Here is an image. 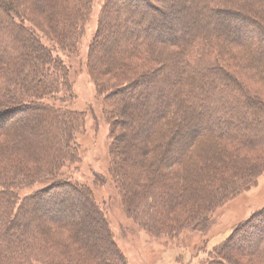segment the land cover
Returning <instances> with one entry per match:
<instances>
[{
	"label": "trees",
	"instance_id": "trees-1",
	"mask_svg": "<svg viewBox=\"0 0 264 264\" xmlns=\"http://www.w3.org/2000/svg\"><path fill=\"white\" fill-rule=\"evenodd\" d=\"M19 1L21 3L25 0H0V112H12L13 104L21 102L25 110L34 108L37 113L31 117L30 125L20 128L21 134L15 128L0 131V264H89L92 258L95 262L105 264L107 258L104 253L113 254L114 259L122 264V255L114 241L109 238L106 217L94 200L92 191L79 182L75 184L66 179L67 165L78 157L77 135L84 125L83 116L68 110V106L57 104L58 101H67L64 100L67 97H60V94L69 93L67 68L54 56L51 49L42 44L34 30L25 26L21 12L17 10ZM186 1L192 3L191 7L203 25L199 21L198 26L186 25L181 35L170 37L164 34V29H159V25L167 19V12L156 6L152 7L151 0H106L105 9L101 13L100 28L92 45L99 39L103 47L109 46L107 50H103L100 58L95 56L96 61L92 62V66L101 71V75H113L120 63L128 64L124 62L127 57H141L150 64H156L160 55L163 57L162 63L168 66L166 70L171 74L169 80L166 77L165 82L156 80L151 85L158 78L161 68L153 70L148 66L129 79L126 83L129 85L128 89H123L124 92H130L134 89L132 87L141 82L149 91L153 90L156 98L151 114L142 118V124L135 131V135L152 138L159 125L167 122L179 128L180 125L183 127L181 130L167 127L166 142L160 136L157 140L148 142L147 147L144 146L141 151L139 149L136 159L124 161V166L117 160L116 168L122 175L119 184L131 193V197L124 193L131 204L137 200L136 194L140 189L163 190L156 198V206L159 205L163 212L162 218L189 206L191 199L187 192L199 185L198 188L202 190L200 203L203 202V205L195 208L198 216L196 220H199L195 223V229H202L210 222L212 206L221 205L228 198L240 193L264 171V162H256L250 156L252 152L264 151V99L246 84L243 76L224 63V57L220 56L222 51L232 46L247 52L244 58L247 59L246 66L253 69L257 77L255 80L264 83V27H258L259 20L236 9L239 7L252 13L251 10L255 8V15L264 17V0ZM93 2L94 0H28L22 8L33 10L44 17L57 43L74 47L76 37L81 35L88 20ZM179 2L183 3L185 0ZM138 5H146L147 9L155 10L160 16L156 17L145 10L150 19L146 23L136 24L134 20L141 12L136 7ZM166 5L170 9L174 7L172 0L166 1ZM222 14L256 26V35L260 40L256 38L243 41L242 36L247 35V29L244 27L230 30L220 18ZM157 21L159 22L156 23ZM135 26L145 27L146 33L135 31ZM120 29L123 30V36H120ZM100 36H106L110 41L114 38L113 43L107 44L110 41H102ZM159 47L174 50L168 53L156 51L155 48ZM117 50L120 52L116 59ZM130 99L135 100L134 104L137 108H142L144 115L147 113L145 101L149 100V96L146 92ZM126 101L123 98L115 104L120 113L125 115L124 112L131 109ZM28 135L31 139H28ZM208 139L214 140L215 145H202ZM199 140L201 147L205 146L207 149L209 159L200 157L203 164L195 165L191 164L196 158L192 149ZM115 146L114 151L118 157L120 149ZM184 160H188L184 163L187 169H184L185 178H182L185 186H180L178 181H181L179 176H182V172L171 173V170ZM144 163L148 165L147 169L142 168ZM125 167L131 171L124 175L122 171ZM190 168H199V171L194 170L195 178L187 175ZM133 171L139 172V179L145 177L149 180L147 186L150 183L151 185L145 188L129 180L127 182L125 176L131 177ZM198 173L201 176L196 180ZM167 176L174 179L165 182L161 180ZM39 181L47 183L46 188L20 199L15 190L29 188ZM80 192L88 194V203L80 208L85 212V217H94L92 218L96 220L99 229L96 226L94 229L91 227L95 230L93 233L89 230V226H92L90 223L87 224L88 227L84 226L86 229L83 228L81 233L85 232V238H89L87 241L83 240L80 232L76 233L84 248L57 245V235L52 232V228H68L71 225L62 218L66 209L61 206L58 208L57 197L60 194L66 196ZM77 195L78 201L80 195ZM28 206L35 207L31 210ZM45 209L51 210L58 217L54 219L50 215V219L41 220L38 212L49 213ZM25 214L31 215L30 221L22 220ZM251 220L244 222L225 242L216 247L205 264H232L229 262L233 257L231 246L239 235L248 234L254 242L263 239L264 210L254 215ZM182 228L184 226L170 228L169 233ZM99 238L105 240L100 253L94 248V240ZM88 242H91V246L87 245ZM62 248H70L75 253L67 260L66 257L69 258L70 254L68 251L62 253ZM248 252L264 263L263 243L258 249Z\"/></svg>",
	"mask_w": 264,
	"mask_h": 264
},
{
	"label": "rangeland",
	"instance_id": "rangeland-1",
	"mask_svg": "<svg viewBox=\"0 0 264 264\" xmlns=\"http://www.w3.org/2000/svg\"><path fill=\"white\" fill-rule=\"evenodd\" d=\"M27 1L28 0H25L21 3L19 1V8H17L23 17L22 21L25 26L34 30L42 44L51 49L54 52V56L58 57L67 68L69 93L60 94V97H67H64V100L67 101L65 103L58 101L57 104L59 106H68V110L76 111L83 116L84 125L79 129L80 133L77 135L78 157L74 162H70L67 165L65 171L67 172L68 177H66V179H69L75 184L79 182L82 185L89 187L92 191L94 200L106 217L108 229L110 231L109 238L111 241H114L122 255L124 260V262L122 261V264H205L209 256L212 257L210 254L213 250L225 242L235 229L239 228L244 222L247 223L254 215H257L264 210V171L240 193L228 198L226 202L221 205L215 204V206H212L213 209L210 222L202 229H195V223L199 222V220H196L198 219V216L195 208H199L200 205H203V202L200 203L202 200V190L199 189V185L194 186L192 190H188L187 192V195L190 196L189 199H191V201L188 202L190 204L189 206H184L175 210L173 213L169 214V216H166V214L164 215V218H162V209L159 205L156 206L157 194L163 190L140 189L137 194L135 192L137 200L132 204L128 203L127 198L124 196V193L126 195L128 192L119 184L122 175L119 174L116 168V162L119 161V164H122L126 160H135L139 149L141 148V151L147 147L146 145L148 142L157 140V137L159 136L161 139L163 138L164 142H166V138L168 137L167 127H173V130H181L183 125H180L179 128L171 122H167L163 125L161 124L159 125L158 130H156L155 135H152V138H142V136L135 135V131L142 124V118L151 114V111L155 106L156 98L153 90L149 91L148 88L141 84V82L138 83L136 87H132L134 89L130 92L128 90L124 92L123 89H128L129 85H126V83H128L129 79L135 77L142 72L144 68H148V66L153 70L155 68H161L158 78L154 79L151 85H153L156 80H163V82H165L166 77L169 80L171 74H168V71L166 70V67L168 66H165L162 63L163 57L161 55L157 57L158 62L156 64H150V62L147 63V61L141 57H127L124 62L128 64L120 63V66L116 68L113 75H101V71L94 69L92 62L94 63L96 61V57L100 58L103 50H107L109 45L103 47V44H101L102 42H99V39L97 40L98 43L96 42L94 46L92 43L93 38L100 28L101 13L105 9L106 0H94L89 9L90 13L88 15V20L84 25L81 35L76 37L74 47H70L69 45L62 46L57 43L55 36L50 33L44 17L42 18L40 15H37L33 10L29 11L26 8H22L23 4ZM151 1L152 7L156 6L167 12V19L163 24L159 25V29H164V34H168L170 37L176 36V34L181 35L182 30L186 25L190 27L192 25L198 26V21L203 25L202 20L197 17L191 7L192 3H189V1L185 0V2L180 3L179 0H172L174 7L171 9L166 5V1L168 0ZM170 1L171 0H169V2ZM136 7L138 11H141L140 16H137L134 20L136 24L138 22L146 23V21L150 19L145 10L152 12L156 17L160 16L157 15L158 13L155 10L147 9L146 5H138ZM166 7H168V9H166ZM236 9L242 12L244 11L248 16L259 20L260 23L258 24V27L259 25L264 27V17H260L261 15L258 14L255 15V8L251 10L253 11L252 13L246 12V10L239 7H236ZM220 18L224 20L226 26H228L230 30L235 31L237 28L245 27L247 29V35L242 36L243 41L250 39L254 40L256 38L260 40L256 35L258 33L256 26L249 25L245 21L228 14H222L220 15ZM158 22L159 21L156 23ZM144 29L145 27H134L135 31L143 34L146 33ZM122 31L123 30L120 29V36H123ZM151 35L154 34L152 33ZM102 36H100L102 41L108 40L106 36ZM112 39L114 38H111V41L108 40L110 42L107 44H111V42L113 43ZM162 48L163 47L155 48V50H162L167 53L174 50L172 48ZM119 52L120 51L117 50L115 56L116 59ZM221 53L220 56L224 57L223 62L231 66L235 73L238 72L237 74L243 76V80L246 81V84L264 99V83L262 84L258 80H255L257 77L254 75L253 69L246 66L247 59L244 60V58L246 57L247 52L232 46V48L228 47ZM121 60L122 59L120 58V61ZM100 69L102 70V68ZM151 72L149 71V73ZM141 92H146L149 96V100L145 101L147 102V105L145 106L147 113L145 115L142 112V108H137L134 104L135 100L130 99L131 97L137 98L138 94ZM123 98L127 100L126 102L128 106L131 107L130 110L124 112L126 115L120 113V109L116 108L115 105L116 103L121 102ZM30 100L31 99H29V101ZM36 113V109L32 108L30 110H25V108L22 107L21 102H15V104H13L12 112H10V110L0 112V131L2 132L5 129L15 128V130H18L21 134L20 128H23L28 124L30 125L32 122L30 121L31 117ZM175 113H177V110ZM119 138L120 141L118 140ZM28 139H31L29 135ZM213 141L214 140L208 139L207 143L205 142L202 145H207L208 143L215 145V142ZM115 145L120 149L118 157L114 151V148L116 147ZM194 147L192 153L193 155L195 154L196 158L195 160L193 159L194 161L191 160V164H203L200 157H204L207 160L209 159L207 149L204 148L205 146L201 147L200 140ZM211 147L214 148L213 146ZM251 155L256 162H264V151L252 152L250 153V156ZM186 161H180V163L171 170V173L177 172L180 174L182 172V176H179L182 182L178 181L179 184H181L180 186H185V182L183 181L185 177L183 178V176L185 174L184 169H187L186 164H184ZM162 164L164 165V162H162ZM182 164L184 165L182 166ZM142 168L147 169L148 165L144 163ZM123 170L124 171L122 172L124 175L131 171L127 167ZM194 170L199 171V168H190L187 171V175L190 174L194 177ZM137 173L139 172L133 171L131 177L125 176L126 181L134 182L136 185H139L140 187L145 186L146 188L149 180L145 177L139 179L140 176H138ZM200 176L201 174L198 173L196 180H199ZM166 178L163 177L161 180L165 182L169 179H174L172 176H167ZM46 186L47 183L39 181L29 188L23 187L22 189H17L15 191L21 199L46 188ZM77 194L80 195L78 201L76 199ZM129 195L131 197V193ZM64 196L60 194V196L57 197L58 208L60 209L61 206V208L63 207V209H66V214L64 213L65 215H63L62 218L68 221L71 225L68 228H52V232H55L57 235L55 240L56 244L70 245L73 248H76V246L84 248L81 246L83 245L82 241L76 233L80 232L79 234H81L83 240L87 241L89 238H85V232L83 231V233H81L84 226L88 227L87 224L90 223L92 226H89V230L93 233L95 232V230H92L95 228L94 226L99 229L96 220L93 219L94 217L91 215L90 217H85V212L80 208V206L88 203V194L80 192L76 194L69 193L65 197ZM195 204L196 206L194 207ZM34 207L28 206V209L30 208L32 210ZM47 211L49 213H44L43 211L38 212V216H40L41 220L50 219L51 217H54L55 219L58 217L55 213L50 212L51 210ZM190 211L191 214H189ZM30 218L31 215L26 216L25 214L22 216V220L25 221H30ZM250 223H252V220ZM260 223L261 222L258 224ZM183 226L184 228L176 230L172 234L169 233L170 228H181ZM85 229L86 228H84V230ZM93 233L92 236L95 237ZM244 235H239L238 239H240L233 241L230 251L233 257L230 258L232 260H227H230L229 262L232 264H235L233 262H236L237 264H264L261 260L254 257V255H250L248 252L258 249L261 243L264 244V237L263 239L261 238L254 242V239L248 234L245 235L247 237ZM246 238H249V240ZM100 240L102 239L99 238L94 240V248L97 249L99 253L102 252V247L105 245V240H102V244L100 243ZM90 243L91 242H88L87 245L89 246ZM71 250L70 248L61 249V252L64 254L67 253V251L69 252V258L68 256H65L67 260H69L70 257H72L71 255H74L73 253H75V251ZM82 251L85 254L87 253L84 249ZM91 252L93 253L92 249ZM57 255L59 256L58 253ZM104 255L107 258L105 264H120L114 259L113 254L110 253L108 255V253H104ZM90 258H92V256H90ZM89 262V264H100L97 261L95 262L93 258L89 260ZM73 263L78 264L75 262L70 264Z\"/></svg>",
	"mask_w": 264,
	"mask_h": 264
}]
</instances>
